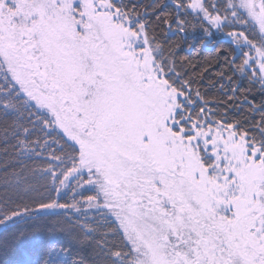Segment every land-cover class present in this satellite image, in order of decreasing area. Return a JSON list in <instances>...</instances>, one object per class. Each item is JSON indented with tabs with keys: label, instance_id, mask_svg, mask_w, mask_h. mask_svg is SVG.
I'll use <instances>...</instances> for the list:
<instances>
[{
	"label": "snow or ice",
	"instance_id": "6c2138e0",
	"mask_svg": "<svg viewBox=\"0 0 264 264\" xmlns=\"http://www.w3.org/2000/svg\"><path fill=\"white\" fill-rule=\"evenodd\" d=\"M10 149L0 264H264V0H0Z\"/></svg>",
	"mask_w": 264,
	"mask_h": 264
},
{
	"label": "trees",
	"instance_id": "16d2710c",
	"mask_svg": "<svg viewBox=\"0 0 264 264\" xmlns=\"http://www.w3.org/2000/svg\"><path fill=\"white\" fill-rule=\"evenodd\" d=\"M145 2H150V0H145ZM199 39V34L194 33L190 28L188 42L181 41L179 37H173L169 43L172 44L179 42V48L176 49L177 62H180L179 57H186L187 59L184 61V68L188 72L189 76L195 77L198 82L201 81L202 78L203 84L208 85V87H201V92L206 93V96L209 99H214L216 101H226V97L223 96L219 84H217L215 88L210 86L211 81L219 79L218 73L221 70L219 65H223L224 61L221 59L218 65L214 59L217 55L214 47L211 49L209 48V50H205L201 47ZM214 39L217 42L218 40L223 39V37L216 35ZM189 44H191V48H189ZM223 46L225 48L229 47L227 43H225ZM205 69L207 70L205 71ZM224 83L227 84V81H224ZM223 107L224 105L221 104V110H223ZM5 162H7L8 167L4 166ZM34 166L35 165L32 161H27L25 165H22L21 163L13 160L11 158V149L9 150V154L7 156L3 152H0V181L4 180L5 178H11V174L14 171L23 170V172L26 174L28 169H31ZM0 188H2V185H0Z\"/></svg>",
	"mask_w": 264,
	"mask_h": 264
},
{
	"label": "water",
	"instance_id": "95a60500",
	"mask_svg": "<svg viewBox=\"0 0 264 264\" xmlns=\"http://www.w3.org/2000/svg\"><path fill=\"white\" fill-rule=\"evenodd\" d=\"M221 40H223V39L218 40L217 43H219ZM213 47H214V46L212 45V46L210 47V49L213 48Z\"/></svg>",
	"mask_w": 264,
	"mask_h": 264
},
{
	"label": "rangeland",
	"instance_id": "374dc122",
	"mask_svg": "<svg viewBox=\"0 0 264 264\" xmlns=\"http://www.w3.org/2000/svg\"><path fill=\"white\" fill-rule=\"evenodd\" d=\"M256 27H257V30H258V26H256ZM209 46H210V45H209ZM209 46H208V47H209ZM210 47H211V46H210Z\"/></svg>",
	"mask_w": 264,
	"mask_h": 264
}]
</instances>
